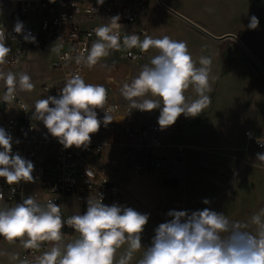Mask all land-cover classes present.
I'll return each instance as SVG.
<instances>
[{
	"label": "clouds",
	"instance_id": "9594fccd",
	"mask_svg": "<svg viewBox=\"0 0 264 264\" xmlns=\"http://www.w3.org/2000/svg\"><path fill=\"white\" fill-rule=\"evenodd\" d=\"M97 2L102 5L104 0ZM110 21L109 25L94 29L97 39L86 55L81 52L76 56L77 64L91 68L121 47L139 48L141 52L156 49L157 54L142 65L138 75L121 87L130 107L146 112L159 109L158 124L166 128L175 124L181 114L194 117L210 105V81L215 79L211 76V58L201 56L197 67L186 42L167 35L162 38L145 35L143 40L135 34L121 37L119 16ZM258 25V18L252 16L248 28L256 29ZM14 31L23 34V24L17 22ZM23 39L35 42L30 35H24ZM11 51L5 35L0 33V65L7 63ZM62 59L71 57L65 55ZM0 81L5 85L6 104L15 99L17 89L30 92L34 88L26 73L17 78L11 71H0ZM189 88L196 94L191 101L185 95ZM107 99L104 86L86 83L81 75L71 74L58 97L47 96L35 102L33 117L42 121L64 148L87 147L91 134L101 126L96 109L104 111L105 125L112 121L111 109H105ZM257 142L264 146V138H258ZM12 143V136L0 128V178L9 186L34 182L33 163L13 153ZM257 159L264 161V153H257ZM203 202L209 203L206 199ZM167 215L171 219L154 230L151 245L145 247L141 234L148 214L117 204L109 206L100 198L88 199L83 214L65 220L58 204L51 200L42 204L31 195L14 206L0 207V237L9 243L19 241L26 250L48 246L32 261L24 259L19 264H130L142 247L145 250L137 264H264V208L251 217L250 224L230 221L225 214L209 208L191 214L171 210ZM65 226L73 229L74 238L65 239ZM253 227L255 230H250ZM122 248L124 251L117 259ZM11 259L17 257L13 255Z\"/></svg>",
	"mask_w": 264,
	"mask_h": 264
},
{
	"label": "rangeland",
	"instance_id": "374dc122",
	"mask_svg": "<svg viewBox=\"0 0 264 264\" xmlns=\"http://www.w3.org/2000/svg\"><path fill=\"white\" fill-rule=\"evenodd\" d=\"M162 1L217 37L236 35L264 68V0ZM7 5L8 0H0V23L6 20ZM252 16L259 20L256 29L248 28ZM143 25L152 38L167 35L186 42L197 67L201 56L211 58V76L215 77L210 81L211 103L199 115L181 114L175 124L161 128L159 109L151 112L132 109L121 94L122 85L138 75L142 65L148 63L157 50L149 49L148 57L140 62L122 60L114 53L102 58L89 68L85 82L104 86L115 101L131 108L133 121L158 125L159 135L168 146L182 144L186 152L184 158L178 159L175 152L169 150L165 168L138 173L125 160L127 149L122 133L107 129L103 123L104 111L96 109L101 126L98 132L91 134V141L106 144L104 157L98 162L100 168L122 188L123 206L149 215L141 234L145 247L151 245L154 230L171 219L167 215L171 210L191 214L209 208L225 214L230 221L250 224L251 217L264 208V161L257 159V153L264 150L249 142L245 131L264 129V72L238 40L232 37L216 40L158 0H150L148 13L135 23L137 28ZM224 57L228 61L226 72H223ZM54 59L55 53L51 50L28 51L18 65H0V71H11L17 78L20 73L31 77L33 90L17 89V92L28 102L32 113L37 100L52 96L44 92V82L62 85L58 71L50 67ZM0 83L5 87L3 81ZM185 95L189 101L196 99L192 88ZM54 150L44 152V157L54 154ZM205 199L209 203L205 204ZM144 250L142 247L137 251L130 264H137ZM123 251V248L118 251L117 259ZM13 255L16 260L11 259ZM8 259L13 263L20 261L16 254H9Z\"/></svg>",
	"mask_w": 264,
	"mask_h": 264
},
{
	"label": "built area",
	"instance_id": "2783aa9c",
	"mask_svg": "<svg viewBox=\"0 0 264 264\" xmlns=\"http://www.w3.org/2000/svg\"><path fill=\"white\" fill-rule=\"evenodd\" d=\"M149 4L150 0H104L102 5L97 0H8L6 20L0 23V33L5 35L6 45L12 49L6 64L18 65L28 51L51 50L55 53V59L50 67L58 71L62 85L45 82L42 88L44 92L58 97L71 74H79L84 80L87 77V66L77 64L75 58L81 52L86 55V50L97 39L94 29L109 25L110 18L119 16L118 31L121 37L135 34L143 40L149 30L145 25L137 28L135 23L148 13ZM17 22L23 24V34L14 31ZM24 35L35 37V42L25 41ZM57 48L59 51L54 50ZM113 53L122 60L140 62L148 57L149 50L141 52L139 48L121 47L118 51L112 50L107 58ZM65 55L71 59H62ZM4 91L5 88L0 84V128L12 136L13 153H19L33 163L34 182L9 186L0 178V194L3 196L0 207L14 206L22 198L32 195L42 204L49 200L58 204L66 220L72 216L65 212V206L70 203L66 200L69 196L83 198L80 214L86 211L88 199L102 198V202L109 206L124 203L122 188L97 164V160L105 153V143L91 141L87 147L64 148L44 125H39L28 102L17 91L15 99L7 104L3 102ZM22 105L25 107L22 108ZM105 109H111L109 115L112 117L106 128L122 133L125 139L123 145L127 149L125 160L134 166L136 172L148 173L165 167L169 150H173L178 159L184 158V145L168 146L159 135L158 125L133 121L131 108L119 104L109 93ZM16 110L20 112L18 115ZM121 116L124 118L119 119ZM245 135L249 142L264 150V146L257 142L258 138H264V129L255 132L248 128ZM58 148L60 151L52 157H42L47 150ZM27 185L35 187L29 189ZM63 231L66 240L75 235L68 226ZM9 244L18 246L20 260L29 261L48 247L44 245L39 250H26L19 241L9 243L0 237V264H6L1 256V248Z\"/></svg>",
	"mask_w": 264,
	"mask_h": 264
},
{
	"label": "crops",
	"instance_id": "0c3cea01",
	"mask_svg": "<svg viewBox=\"0 0 264 264\" xmlns=\"http://www.w3.org/2000/svg\"><path fill=\"white\" fill-rule=\"evenodd\" d=\"M33 51H36V50H33ZM105 58V57H104ZM107 58V57H106ZM98 64V63H97ZM96 64V65H97ZM88 71H89V67H87V74H88ZM87 78V77H86ZM45 83V82H44ZM43 83V84H44ZM1 84V83H0ZM1 86H2V84H1ZM4 87V86H3ZM5 88V87H4ZM39 125H44L43 124V122L41 123H39ZM58 151H60V149L58 148V149H55L54 150V152L56 153V152H58ZM54 153V154H55ZM53 153H51L50 155H49V157H52L53 155H54ZM42 157H44V154L42 155ZM46 157V156H45ZM102 157H104V156H102ZM102 157L99 159V160H101L102 159ZM99 160H97V164H98V162H99ZM93 161H95V160H93ZM162 168H165V167H162ZM159 171V170H158ZM111 178V177H110ZM113 181H115V182H117L115 179H113V178H111ZM35 186H32V185H27V188H29V189H31V188H34ZM27 197V196H26ZM83 198H80V197H77V196H69V197H67L66 198V200L68 201V202H70L69 204H67L66 206H65V212L67 213V214H69V215H78V214H80V212H81V206H82V200ZM125 202V201H124ZM124 205V203L123 204H121L120 206H123ZM74 238V237H73ZM72 239V238H71ZM9 254H16V255H18L19 256V248H18V246L16 245V244H9V245H4V246H2V248H1V256H2V259H3V261L6 263V264H19V262H17V263H13V262H11L9 259H8V255Z\"/></svg>",
	"mask_w": 264,
	"mask_h": 264
},
{
	"label": "water",
	"instance_id": "95a60500",
	"mask_svg": "<svg viewBox=\"0 0 264 264\" xmlns=\"http://www.w3.org/2000/svg\"><path fill=\"white\" fill-rule=\"evenodd\" d=\"M163 6H165L167 9H169L170 11H172L173 13H175L176 15L180 16L181 18H183L184 20H186L187 22L191 23L192 25H194L195 27H197L198 29H200L201 31L205 32L206 34H208L209 36H211L212 38L216 39V40H221V39H225V38H235L236 40H238V42L243 46V48L254 58V60L258 63V65L260 66V68L262 69V71L264 72V68L263 66L260 64V62L255 58V56L252 54V52L243 44V42L234 34H227L221 37H217L215 35H213L211 32H209L208 30H206L205 28H203L202 26H200L199 24L193 22L192 20H190L189 18L185 17L184 15L180 14L179 12H177L176 10H174L173 8H171L170 6H168L167 4H165L162 0H158Z\"/></svg>",
	"mask_w": 264,
	"mask_h": 264
},
{
	"label": "trees",
	"instance_id": "16d2710c",
	"mask_svg": "<svg viewBox=\"0 0 264 264\" xmlns=\"http://www.w3.org/2000/svg\"><path fill=\"white\" fill-rule=\"evenodd\" d=\"M226 60V58L224 57V61ZM228 69V61H225V66H224V69H223V72H226Z\"/></svg>",
	"mask_w": 264,
	"mask_h": 264
},
{
	"label": "bare ground",
	"instance_id": "6f19581e",
	"mask_svg": "<svg viewBox=\"0 0 264 264\" xmlns=\"http://www.w3.org/2000/svg\"><path fill=\"white\" fill-rule=\"evenodd\" d=\"M122 118H124V116H121L119 119H122ZM162 168V167H161Z\"/></svg>",
	"mask_w": 264,
	"mask_h": 264
}]
</instances>
